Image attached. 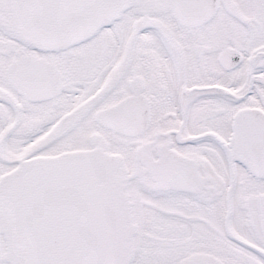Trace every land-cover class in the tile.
Masks as SVG:
<instances>
[{
    "label": "snow or ice",
    "instance_id": "obj_1",
    "mask_svg": "<svg viewBox=\"0 0 264 264\" xmlns=\"http://www.w3.org/2000/svg\"><path fill=\"white\" fill-rule=\"evenodd\" d=\"M0 264H264V0H0Z\"/></svg>",
    "mask_w": 264,
    "mask_h": 264
}]
</instances>
